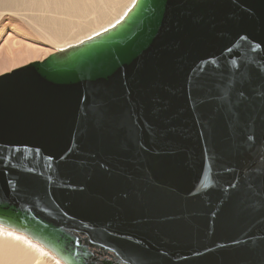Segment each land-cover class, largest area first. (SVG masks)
Here are the masks:
<instances>
[{
	"label": "water",
	"instance_id": "1",
	"mask_svg": "<svg viewBox=\"0 0 264 264\" xmlns=\"http://www.w3.org/2000/svg\"><path fill=\"white\" fill-rule=\"evenodd\" d=\"M191 1L0 77V227L62 264H264V0Z\"/></svg>",
	"mask_w": 264,
	"mask_h": 264
},
{
	"label": "bare ground",
	"instance_id": "2",
	"mask_svg": "<svg viewBox=\"0 0 264 264\" xmlns=\"http://www.w3.org/2000/svg\"><path fill=\"white\" fill-rule=\"evenodd\" d=\"M133 2L0 0V77L109 30ZM0 264L62 263L24 235L0 227Z\"/></svg>",
	"mask_w": 264,
	"mask_h": 264
},
{
	"label": "rangeland",
	"instance_id": "3",
	"mask_svg": "<svg viewBox=\"0 0 264 264\" xmlns=\"http://www.w3.org/2000/svg\"><path fill=\"white\" fill-rule=\"evenodd\" d=\"M182 6H185V3H191V0H177Z\"/></svg>",
	"mask_w": 264,
	"mask_h": 264
}]
</instances>
